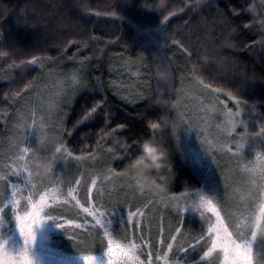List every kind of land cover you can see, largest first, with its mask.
<instances>
[{
  "label": "trees",
  "instance_id": "1",
  "mask_svg": "<svg viewBox=\"0 0 264 264\" xmlns=\"http://www.w3.org/2000/svg\"><path fill=\"white\" fill-rule=\"evenodd\" d=\"M149 2L156 9L142 0H0V113L39 86L42 67L64 66L79 81L64 146L74 154L102 147L121 171L133 169L129 161L150 142L163 159L137 169L151 170L157 186L178 195L201 183L181 161L172 135L181 76L241 111L240 129L264 130V3ZM162 70L170 75L167 83ZM3 140L0 125V147ZM134 142L138 147L126 154Z\"/></svg>",
  "mask_w": 264,
  "mask_h": 264
},
{
  "label": "rangeland",
  "instance_id": "2",
  "mask_svg": "<svg viewBox=\"0 0 264 264\" xmlns=\"http://www.w3.org/2000/svg\"><path fill=\"white\" fill-rule=\"evenodd\" d=\"M48 66L41 68L43 76L37 88L22 98L11 100V110L0 113V125L4 129L0 175L9 171L5 165L18 154L24 136L28 146L43 149V158L30 154L28 168L34 191L49 192V205L42 215L54 216L56 220L45 219L34 227L36 239L31 255L35 264H84L82 256L85 254H94L99 264H104L105 248L99 251L104 247L103 229L93 227L97 219L115 239L135 240L140 245L138 254L143 264H148L149 251L153 253L152 264H168V256L170 264H221V257L217 255L202 261L199 247L169 254L167 244L173 243L174 248L177 243L184 244L189 233L206 231L214 222V218L207 222L200 218V212L211 216L204 208L195 210L201 195L222 198L235 222H255L260 216V206L264 205V174L259 171L264 166V131L252 133L249 128L245 131L240 126L225 123L223 111L228 109L225 104L219 102L213 92L181 76L172 135L181 161L201 183L193 191L171 195L166 188L154 183L151 170L114 169L109 163L112 158L103 153L102 147L94 154H74L64 146V123L76 85L70 79L60 83L71 76L64 66L53 69ZM41 121L45 126L43 132ZM53 158V172L49 173L45 166ZM23 163L17 159L12 167L19 168ZM9 180L20 185L17 199L21 201L20 214L23 215L25 210H30L24 174L11 176ZM93 180H96L95 185ZM69 191L72 196L68 195ZM33 199L38 200L39 195ZM0 208H3L0 239L6 240L10 249L18 250L23 238L16 227L10 188L7 184L3 187L2 181ZM85 208L93 215L86 213ZM177 208L186 211L177 215ZM30 222V219L25 221ZM58 223L64 228L58 227ZM181 226L183 237L178 242L171 241L169 236ZM97 236H101V240ZM256 264H264V240L256 244Z\"/></svg>",
  "mask_w": 264,
  "mask_h": 264
},
{
  "label": "snow or ice",
  "instance_id": "3",
  "mask_svg": "<svg viewBox=\"0 0 264 264\" xmlns=\"http://www.w3.org/2000/svg\"><path fill=\"white\" fill-rule=\"evenodd\" d=\"M261 2L264 3V0H261ZM167 20L168 16H165L164 21L166 22ZM161 64H166V58L161 60ZM69 79L73 84L79 82L76 75L72 74L70 77H65L60 83L63 84ZM164 80L166 83L169 82L170 75ZM241 115V111L232 112L230 109H225L223 111L225 123H231L236 117H240ZM24 127L25 129L27 128V126ZM44 127L43 121H41V132H43ZM157 127L158 125L156 123L151 124L153 130ZM233 131L235 130L233 129ZM20 145L18 154L15 157L10 158L11 163L5 165L9 171L0 175V181L3 182V187L7 184L10 188L15 223L19 235L23 238V243L18 250L14 251L8 247V242L6 240L0 239V264H35L34 258L31 255V250L36 239L34 227L39 225L45 219L56 220V217L54 216L42 215L45 208L49 205V192L47 190L40 191L39 193L34 191L35 186L33 185V177L28 168L30 154L36 158H43V149L28 146L25 143V136L20 141ZM133 145L138 147L135 142L131 145H127L125 149L126 154ZM59 151L60 149L57 148L56 152ZM17 159L24 161V163L19 168L12 167V164H14ZM54 159L55 158L45 166L46 171L49 173L53 172ZM259 171L261 174H264V166H262ZM22 173L25 178L24 185L28 187L29 194L26 197V202L27 207L30 208V210H25L23 215L20 214L21 201L17 199L20 185L13 184L9 180L11 176H20ZM75 182L77 184L80 183L79 180H76ZM92 184L95 185L96 180H93ZM37 194L39 195V199L34 200L33 197ZM88 194L90 196L91 192ZM68 195L72 196V192L69 191ZM214 200L216 201L215 203ZM77 203H79V201H77ZM250 206L251 205L249 204V207ZM200 208H204L207 213L211 214V216H205L204 212H200V218L206 222L214 218V222L210 224L206 231L201 230L195 234L189 233V239L185 240L184 244L177 243L174 248L173 243H168V253L170 254L174 250L186 252L188 249L199 247L202 249L201 260L204 262H206L208 258L217 255L221 257V264H256V244L258 241L264 240V233H261L260 231V227L264 226V205L260 206V216L256 218L254 223L246 221L244 224L233 220L231 212L225 207L222 198H217L215 196L208 198L201 195L200 202L195 206V210H199ZM84 211L89 213V215H93V213L89 212L88 208H85ZM185 211L186 209L177 208V215ZM2 212L3 208H0V213ZM29 219L31 222L26 224L25 221ZM69 223L72 222L69 221ZM57 226L62 229L64 228V225L60 223H58ZM93 227L95 229H97V227L103 229V240H101V236H97V239L101 240L102 243H106L104 264H143V261H141L138 254L140 245H138L135 240L125 238L124 241H120L115 239L113 234L104 227L103 222L99 219L95 221ZM92 230V228L88 229L89 232ZM174 233L175 234L169 236V239L173 242H178V240L184 235L183 227L175 228ZM160 243H164L163 239ZM148 246L151 247L150 243ZM147 256L148 264H152L153 253L149 251ZM82 260L84 261V264H99L98 259L94 254H85L82 256ZM167 260L168 264H170L169 256L167 257Z\"/></svg>",
  "mask_w": 264,
  "mask_h": 264
},
{
  "label": "clouds",
  "instance_id": "4",
  "mask_svg": "<svg viewBox=\"0 0 264 264\" xmlns=\"http://www.w3.org/2000/svg\"><path fill=\"white\" fill-rule=\"evenodd\" d=\"M142 5L149 10L156 9L154 7L153 2H149V0H142ZM167 71H160L159 76L161 79H166L168 77ZM161 103H166L164 101H160ZM243 123V118L241 117L239 120H233L231 122L233 127L241 126ZM163 159V154L161 150L151 144L150 142H146L143 146V154L137 156L134 160L129 161L130 167L133 169L137 168V166L141 163H144L148 166L155 167L159 164V162ZM261 233H264V226L260 227Z\"/></svg>",
  "mask_w": 264,
  "mask_h": 264
}]
</instances>
